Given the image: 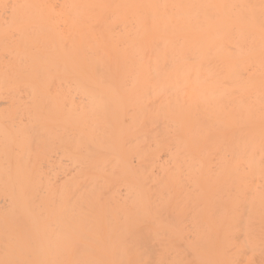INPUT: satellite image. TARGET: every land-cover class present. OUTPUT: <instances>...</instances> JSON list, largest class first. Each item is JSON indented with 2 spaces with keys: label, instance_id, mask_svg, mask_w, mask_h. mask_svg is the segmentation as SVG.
I'll list each match as a JSON object with an SVG mask.
<instances>
[{
  "label": "bare ground",
  "instance_id": "6f19581e",
  "mask_svg": "<svg viewBox=\"0 0 264 264\" xmlns=\"http://www.w3.org/2000/svg\"><path fill=\"white\" fill-rule=\"evenodd\" d=\"M0 264H264V0H0Z\"/></svg>",
  "mask_w": 264,
  "mask_h": 264
}]
</instances>
